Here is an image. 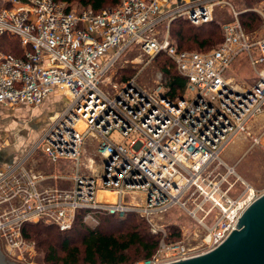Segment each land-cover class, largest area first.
Listing matches in <instances>:
<instances>
[{
    "label": "built area",
    "instance_id": "obj_1",
    "mask_svg": "<svg viewBox=\"0 0 264 264\" xmlns=\"http://www.w3.org/2000/svg\"><path fill=\"white\" fill-rule=\"evenodd\" d=\"M217 5L232 14L221 43L208 51L179 49L170 38L171 21L182 16L194 25L210 22ZM248 11L259 15L264 31V0L243 9L233 0H120L99 11L62 0H0V105L36 108L51 94L66 97L28 150L0 161V242L12 259L27 260L35 252L25 223L43 220L66 230L79 214L92 227L102 212L134 211L151 223L152 216L178 206L208 232L204 251L187 252L181 243L161 239L153 257L137 264L201 254L229 235L264 193H250L246 183L234 197L229 177L235 168L222 158L264 114V35L244 27L240 16ZM134 47L149 58L169 55L186 79L184 89L173 96L162 71L153 89L136 78L104 86ZM242 56L254 82L229 74ZM89 146L92 156H86ZM37 153L49 171L29 166ZM131 192L140 195L131 198Z\"/></svg>",
    "mask_w": 264,
    "mask_h": 264
},
{
    "label": "rangeland",
    "instance_id": "obj_2",
    "mask_svg": "<svg viewBox=\"0 0 264 264\" xmlns=\"http://www.w3.org/2000/svg\"><path fill=\"white\" fill-rule=\"evenodd\" d=\"M62 1L67 2L74 9L87 8L80 0ZM259 1L253 0L252 3H249L247 0H233V3L236 8L243 9L258 6ZM112 4L114 3L110 2L106 7ZM231 17L232 14L227 6L217 5L215 7V21L224 24ZM165 26L166 23H163L158 27L160 38L164 35ZM260 27L261 24L259 23L258 32L261 31ZM260 35H264V31H261ZM211 47H215V45ZM162 65V55L149 58L148 55L141 52L140 48L134 47L123 54L118 60L108 74L106 81L103 82V85L111 87L113 83H122V75L126 73L129 74L128 79L136 78L139 84L153 89L157 86V73L161 71ZM229 74L238 81L248 80L254 82L253 69L244 56L233 64ZM165 87V84L161 83L159 91L165 92ZM185 95L187 96L188 94ZM63 97L64 100L60 96L51 94L41 106L36 107L39 109L25 106L11 107L0 105V148H2L0 149V160H3L5 163L10 162L28 150L31 144L47 127L50 116L64 107L66 97ZM86 151V156L93 155L92 146H89ZM35 158L37 159L36 161L34 160L35 162L32 160L29 162L30 167L44 171L51 169L48 161L40 153H37ZM222 158L235 168V173H232L229 177V181L235 183V187L231 191L234 197L238 196L242 190H246V183L253 188L256 195L264 192V114L256 117L250 123L247 131L234 139L222 153ZM95 167L100 169L101 164L97 163ZM222 171L225 172L226 170L222 169ZM139 195L140 193L138 192H131L129 194L131 198ZM244 197L248 199L251 195L247 193ZM207 207L209 208V204L206 205ZM144 219L150 225L152 232L159 233L160 240L164 239L168 245L179 242L186 248L187 252L195 250L197 251L196 253L206 249L205 237L208 232L187 211L178 206L165 213L152 216L151 223L145 217ZM151 224L158 230L153 231ZM172 227L179 230L180 234L172 235ZM0 244L1 250L8 260L22 264H46L44 262L43 250L39 249L36 245L35 252L29 254L27 260H14L10 257L6 247L1 242ZM168 252L172 253V249L164 251L162 256L166 257Z\"/></svg>",
    "mask_w": 264,
    "mask_h": 264
},
{
    "label": "trees",
    "instance_id": "obj_3",
    "mask_svg": "<svg viewBox=\"0 0 264 264\" xmlns=\"http://www.w3.org/2000/svg\"><path fill=\"white\" fill-rule=\"evenodd\" d=\"M85 6L99 11L110 2L116 6L120 0H80ZM252 3L253 0H247ZM244 27L253 32L258 29L260 17L248 11L240 16ZM223 37V24L212 20L201 25L192 24L185 17H177L170 23V38L181 50L208 51L217 47ZM215 47H211L214 46ZM12 51H17L12 46ZM161 71L173 96L180 93L186 79L181 76L173 59L165 52ZM129 74L122 75V82ZM99 223L92 227L81 215L71 228L60 230L43 220L25 223L23 233L44 252L46 264H137L153 257L159 248L160 235L151 230L144 216L134 211L125 214H98ZM173 228V227H172ZM172 235H179L173 228Z\"/></svg>",
    "mask_w": 264,
    "mask_h": 264
},
{
    "label": "water",
    "instance_id": "obj_4",
    "mask_svg": "<svg viewBox=\"0 0 264 264\" xmlns=\"http://www.w3.org/2000/svg\"><path fill=\"white\" fill-rule=\"evenodd\" d=\"M0 264L22 263L8 260L0 247ZM162 264H264V193L244 209L235 227L216 247Z\"/></svg>",
    "mask_w": 264,
    "mask_h": 264
},
{
    "label": "bare ground",
    "instance_id": "obj_5",
    "mask_svg": "<svg viewBox=\"0 0 264 264\" xmlns=\"http://www.w3.org/2000/svg\"><path fill=\"white\" fill-rule=\"evenodd\" d=\"M79 124H80V125H83V122H82V121H79ZM249 190H250V193H253V191H254L253 188H252L251 186H249Z\"/></svg>",
    "mask_w": 264,
    "mask_h": 264
},
{
    "label": "crops",
    "instance_id": "obj_6",
    "mask_svg": "<svg viewBox=\"0 0 264 264\" xmlns=\"http://www.w3.org/2000/svg\"><path fill=\"white\" fill-rule=\"evenodd\" d=\"M181 1H184V0H181ZM36 109H39V108H36ZM3 148H5V147H3ZM228 148V147H227ZM0 149H2V148H0ZM0 161H2V160H0ZM226 161V160H225ZM227 162V161H226ZM228 163V162H227ZM228 164H230V163H228Z\"/></svg>",
    "mask_w": 264,
    "mask_h": 264
}]
</instances>
